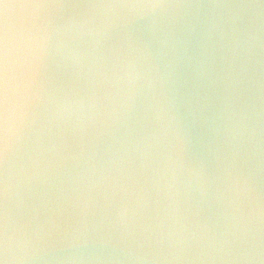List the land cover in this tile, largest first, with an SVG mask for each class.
<instances>
[{"label": "clouds", "instance_id": "1", "mask_svg": "<svg viewBox=\"0 0 264 264\" xmlns=\"http://www.w3.org/2000/svg\"><path fill=\"white\" fill-rule=\"evenodd\" d=\"M0 264H264V0H0Z\"/></svg>", "mask_w": 264, "mask_h": 264}]
</instances>
